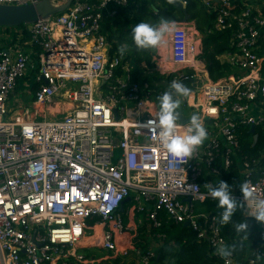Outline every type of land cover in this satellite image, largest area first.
Instances as JSON below:
<instances>
[{"label": "built area", "instance_id": "1", "mask_svg": "<svg viewBox=\"0 0 264 264\" xmlns=\"http://www.w3.org/2000/svg\"><path fill=\"white\" fill-rule=\"evenodd\" d=\"M40 1L0 0V6ZM132 1L73 0L66 12L25 27L31 57L0 50V264H87L84 250L93 235L106 253L99 262H122L130 248L119 250L117 242L136 232L125 222L136 216H144L152 232L161 230L163 218L187 223L221 264H264V224L249 215L251 205L241 192L247 184L253 198L264 199V151L249 157L239 141L240 129H264V4L237 13L231 0H215L212 7L213 0H201L217 13L214 29L234 33L235 50L219 58L232 71L216 82L207 79L184 98L190 113L181 116H199L207 137L191 157L177 159L162 149L159 130L150 123L159 106L148 85L110 55L105 24ZM195 35L178 25L168 37L169 60L178 68L170 72L171 84L198 80L204 72L195 68L201 53ZM165 49H158L159 58ZM33 58L32 106L12 116L8 98ZM57 105L63 107L51 110ZM179 124L183 132L188 123ZM233 167L239 182L232 196L257 227L244 259L218 254L227 249L222 213L194 211V204L213 199V182L203 191L202 181ZM125 202L132 206L124 208ZM132 252L135 264L156 258L154 247Z\"/></svg>", "mask_w": 264, "mask_h": 264}, {"label": "trees", "instance_id": "2", "mask_svg": "<svg viewBox=\"0 0 264 264\" xmlns=\"http://www.w3.org/2000/svg\"><path fill=\"white\" fill-rule=\"evenodd\" d=\"M263 1L231 0V3L235 12L238 13L244 6L261 7ZM254 2L255 4H253ZM216 4L212 1L211 7ZM161 13H164L167 19H171L175 23L182 22L187 17L188 22L194 24L195 30L202 40V53L197 59L206 65L211 81L216 82L230 75L232 68L220 61L219 58L235 50L234 33L232 31L218 32L214 29L217 13L213 9L207 10L201 0H133L129 7L118 11L114 18L106 22L107 39L111 44L110 55L115 54L123 63L133 55V60L138 66L137 70L145 63L146 69L138 70L135 81L148 85V94L152 100L157 102L165 92L173 91L170 87L173 77L163 78L157 74L145 75L146 71L154 69V65L151 63L152 57L137 49L132 38V30L141 22L158 26L162 20H165ZM3 30H5L7 38L5 36L0 38L1 44L7 41L17 42L18 33L16 34L14 31H20L21 42L28 39V32L23 26ZM121 48L124 49L123 52L120 51ZM153 50L154 47L147 49L150 52ZM190 74L188 73V76ZM180 83L189 90L196 89L201 85L199 80L181 81ZM181 107L180 105L178 114H182ZM254 138H256L255 143ZM239 141L243 154L253 158L258 157V153L264 151V129L262 127H255L253 130L250 128L240 129ZM216 166L220 167V162ZM221 173L217 178L209 175L206 179L213 182V187H217L220 180L227 182L232 193L239 182L236 167L227 172L221 171ZM202 190L205 191L206 188L202 187ZM238 205L229 223H222L220 217L219 227L221 236L227 243V249L237 254L238 259H244L256 243L257 227L243 217L242 206L239 202ZM194 211L208 215L217 212V215L220 216L223 209L219 207L217 200L209 198L202 204H194ZM242 222L248 224V230L238 232L236 225ZM159 232L164 234L165 238L163 244L155 251L156 258L153 264H221L220 260L213 255L208 243L198 241L189 227L183 228V225H174L163 218V226Z\"/></svg>", "mask_w": 264, "mask_h": 264}, {"label": "clouds", "instance_id": "3", "mask_svg": "<svg viewBox=\"0 0 264 264\" xmlns=\"http://www.w3.org/2000/svg\"><path fill=\"white\" fill-rule=\"evenodd\" d=\"M175 30V22L168 20H162L158 26L141 22L133 28L132 38L138 50H147L161 45L165 36H170ZM120 51L123 52L124 49L121 48ZM170 87L173 91L165 92L159 98V111L155 120L150 123L159 130L160 146L166 154L177 159H184L191 157L193 152L202 145L207 137V131L200 117L196 115L192 116L183 132L178 131L181 127L178 123V108L181 103L179 97L190 95V90L176 81H173ZM241 192L244 197L248 198L247 202L251 205L252 210L249 215L256 222L264 224V199L253 198L247 184L241 186ZM209 195L217 200L219 207L223 209L221 222L229 223L239 206L232 196L230 185L220 180L217 187L209 186ZM248 227L246 222H242L236 225V230L238 232L247 231ZM218 254L228 256L231 252L226 248H220Z\"/></svg>", "mask_w": 264, "mask_h": 264}, {"label": "crops", "instance_id": "4", "mask_svg": "<svg viewBox=\"0 0 264 264\" xmlns=\"http://www.w3.org/2000/svg\"><path fill=\"white\" fill-rule=\"evenodd\" d=\"M213 1L215 2V0H213ZM131 4H132V2H131ZM253 4H255V2ZM262 4H264V1ZM256 7H258V6H256ZM184 19L182 20V22L175 23L176 26L181 25L184 28H186L190 34L195 35L196 30H195L194 24L189 23L188 19L185 22ZM14 32H16V34L18 33L17 42L12 43L11 41H7L3 44L0 43V50H3V51L7 50L6 52H15L16 50H22L24 53L28 54L29 57H31L30 56L31 48H29L27 45H25L26 40H24L25 42L20 41L21 40L20 31H14ZM105 32H106V24H105ZM3 36H5V30L0 29V38H3ZM5 37L7 38V35ZM168 37L169 36H165V38H164V43L166 42L165 45H166L167 49H165L164 53L160 56V58L158 57V52H159L158 49L159 48H166L165 45H162L160 47H158V46L154 47L153 52H150V51L146 52V50L145 51L142 50L143 52L150 54V56L152 57L151 63L154 65V69H152L151 71L145 72L146 76H149L151 74H157L160 77L166 78L168 76H171V74H170L171 71H175L178 69L177 67H174L170 63V60H169V50H168L169 45L167 42ZM195 39H196V41L199 42L200 52L202 53V40H201V37L198 33L195 35ZM200 42H201V45H200ZM201 53L199 54V56L201 55ZM199 56L196 57L195 68L197 71L202 70L204 72H200L197 79H203V83H204L207 81V79H209V76L207 73L206 65L197 59ZM133 58H134L133 55H131L130 59L126 63L129 65V68H130L131 73L133 75L132 77L135 79L136 74H138V70L146 69V65H145V63H143L141 65V67L138 68V70H137L138 66L135 64V61L133 60ZM220 59L223 61L224 57H222ZM35 61L36 60L33 58V61H31V63L27 67L25 75L18 81L14 92L8 98V107H9V111L12 114V116L19 114L18 112H20L24 108L29 109L32 106L33 94H34V91L37 87L36 82L34 80L36 75H37V73L34 70V67H36V65L34 64ZM164 70H167L166 74L163 73ZM189 71L190 70H183L182 72L187 73ZM206 73H207L208 78L206 77ZM184 98H185V96H182L179 98L181 101L180 105L182 106L181 107L182 109L186 108V106L184 104V102H185ZM152 101H154V100H152ZM154 102L156 103V101H154ZM62 107L63 106H61V105H57L55 108L51 107V110L56 112L59 109H61ZM157 108L159 111V107H157ZM53 113H52V111H50V117H49L50 119L55 116V115L52 116ZM181 113H182V110H181ZM189 113H188V115H189ZM181 115L184 116L183 113ZM207 182H208L207 179L203 180L202 181V187H205L207 189V185H206ZM131 206H132V203H127V202H125V204L123 205V207L126 209L130 208ZM125 222L129 223L131 226H134V228L136 229V232L123 235L124 237L121 238L117 242V247L119 248V250L130 248L129 249V256H127V258H125V260L122 262L118 260L119 262H116V263L112 262V264H135L136 254H134L132 252L133 249L136 251L137 250L141 251L142 253L146 252L149 249V248L147 249V241L148 240H151V241L154 240V250L155 251L157 250V248L159 246H161L163 244V242H161L156 237V235L161 233V232H159V231L152 232V230H150L148 228V225L146 223L144 216H136L135 220H132V219L127 220L126 219ZM144 237H145V239H144ZM97 239H98L97 236L93 235L92 238L87 240V241H90V244L92 243V246L90 248L84 250V255H85V258L87 259V264H104V262H99V261H100V259L104 258L103 255L106 253L100 247V243L98 242Z\"/></svg>", "mask_w": 264, "mask_h": 264}, {"label": "water", "instance_id": "5", "mask_svg": "<svg viewBox=\"0 0 264 264\" xmlns=\"http://www.w3.org/2000/svg\"><path fill=\"white\" fill-rule=\"evenodd\" d=\"M72 1L63 0L60 4L54 5L50 0H41L36 5L0 6V29H13L20 26L26 27L37 22L39 19H47L64 13L69 9ZM161 14L164 16V13ZM164 18L172 22L171 19H167L165 16ZM184 21H187V17H185ZM146 52L148 51L146 50ZM178 116V122L186 124L191 120L193 115L189 119H184L181 114ZM255 141L256 138H254V143ZM187 202L190 203L189 200ZM183 228H188V224H184Z\"/></svg>", "mask_w": 264, "mask_h": 264}, {"label": "rangeland", "instance_id": "6", "mask_svg": "<svg viewBox=\"0 0 264 264\" xmlns=\"http://www.w3.org/2000/svg\"><path fill=\"white\" fill-rule=\"evenodd\" d=\"M51 2H53L54 3V5H58V4H60L63 0H50ZM166 43V42H165ZM166 49H167V47H166ZM168 50H169V48H168ZM200 82L199 83H203V79H198ZM201 83V84H202ZM157 104H158V106H159V101H157ZM182 113L184 114V116L185 117H187V115H188V113H189V111L186 109V108H184V109H182ZM115 158H116V155H115ZM144 239H145V237H144ZM151 247H154V240H148L147 241V249L148 248H151ZM103 256H106V254H104ZM107 264H112V262L110 261L109 263H107Z\"/></svg>", "mask_w": 264, "mask_h": 264}]
</instances>
